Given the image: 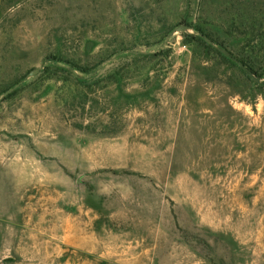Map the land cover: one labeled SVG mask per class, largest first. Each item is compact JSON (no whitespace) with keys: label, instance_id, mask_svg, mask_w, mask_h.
<instances>
[{"label":"rangeland","instance_id":"1","mask_svg":"<svg viewBox=\"0 0 264 264\" xmlns=\"http://www.w3.org/2000/svg\"><path fill=\"white\" fill-rule=\"evenodd\" d=\"M0 264H264V0H3Z\"/></svg>","mask_w":264,"mask_h":264},{"label":"water","instance_id":"2","mask_svg":"<svg viewBox=\"0 0 264 264\" xmlns=\"http://www.w3.org/2000/svg\"><path fill=\"white\" fill-rule=\"evenodd\" d=\"M191 30V27L187 26V25H182L179 28H177V31H182L185 33H189ZM174 33H172L173 35ZM206 41H208L211 45H215V43L213 41H210L208 38H205ZM220 52L227 58L233 60L234 62H236L238 64V66L243 69L245 71V73L257 84L261 83V79L256 77V75L254 74L253 71H251L245 64H243L242 62L238 61L236 58H234V56L229 53L228 51L224 50L223 48L219 49ZM37 74L36 72H33L32 75ZM12 91V90H11ZM10 91V92H11Z\"/></svg>","mask_w":264,"mask_h":264},{"label":"crops","instance_id":"3","mask_svg":"<svg viewBox=\"0 0 264 264\" xmlns=\"http://www.w3.org/2000/svg\"><path fill=\"white\" fill-rule=\"evenodd\" d=\"M2 6H3V0H0V13H1Z\"/></svg>","mask_w":264,"mask_h":264},{"label":"trees","instance_id":"4","mask_svg":"<svg viewBox=\"0 0 264 264\" xmlns=\"http://www.w3.org/2000/svg\"><path fill=\"white\" fill-rule=\"evenodd\" d=\"M2 10V9H1ZM243 64H245L244 62H242ZM247 67H248V65L247 64H245ZM249 68V67H248ZM251 71H253L251 68H249ZM254 72V71H253ZM255 74V73H254Z\"/></svg>","mask_w":264,"mask_h":264}]
</instances>
